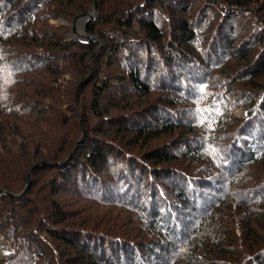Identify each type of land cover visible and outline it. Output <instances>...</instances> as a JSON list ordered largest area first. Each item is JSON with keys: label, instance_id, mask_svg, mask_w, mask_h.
Here are the masks:
<instances>
[{"label": "trees", "instance_id": "obj_1", "mask_svg": "<svg viewBox=\"0 0 264 264\" xmlns=\"http://www.w3.org/2000/svg\"><path fill=\"white\" fill-rule=\"evenodd\" d=\"M94 1L0 0V264H264V0Z\"/></svg>", "mask_w": 264, "mask_h": 264}, {"label": "water", "instance_id": "obj_2", "mask_svg": "<svg viewBox=\"0 0 264 264\" xmlns=\"http://www.w3.org/2000/svg\"><path fill=\"white\" fill-rule=\"evenodd\" d=\"M98 10H99L98 0H95L92 8L86 14H81V15L76 16L70 23H66L64 21H59L58 23L67 24L68 26H70L72 28V31H71L72 32V36L77 41L84 42V43L98 41V38L97 37H95V36H89L85 32V25H86V23L89 20H91V19L94 20L97 17ZM78 19H80V20L83 21V24H82V33L80 35L77 34V32H75V29H74V24H75L76 20H78ZM101 46H102V42H101V45L99 46V48L97 49V51L101 48ZM78 87L79 86H77V90H78ZM77 90H76V95H75V107H77V103H76ZM31 172H32V169L29 170V172H28L26 187H27V185L29 183ZM22 193L23 192H21L20 194H17L16 197L20 196Z\"/></svg>", "mask_w": 264, "mask_h": 264}, {"label": "rangeland", "instance_id": "obj_3", "mask_svg": "<svg viewBox=\"0 0 264 264\" xmlns=\"http://www.w3.org/2000/svg\"><path fill=\"white\" fill-rule=\"evenodd\" d=\"M92 8V7H91ZM90 8V9H91ZM89 9V10H90ZM59 21H61V19H58V20H55V21H52L51 23H53V24H56V25H67V24H61V23H58ZM82 24H83V22H81ZM79 24V23H78ZM68 26V25H67ZM70 27V26H69ZM77 27V26H76ZM71 28V27H70ZM71 31H72V28H71ZM76 32H77V34H79L78 33V30H77V28H76ZM71 34H72V32H71ZM80 35V34H79ZM73 37V36H72ZM68 79V77L67 76H64L62 79H59L58 80V82L59 83H63V80H67ZM236 114L237 115H239V116H244V112L241 110V109H238V110H236ZM20 194V193H19Z\"/></svg>", "mask_w": 264, "mask_h": 264}, {"label": "bare ground", "instance_id": "obj_4", "mask_svg": "<svg viewBox=\"0 0 264 264\" xmlns=\"http://www.w3.org/2000/svg\"><path fill=\"white\" fill-rule=\"evenodd\" d=\"M83 22L82 20L78 19L76 20L75 24H74V29H75V32H76V28L78 30V33L81 34L82 33V23ZM79 23V24H78ZM77 26V27H76Z\"/></svg>", "mask_w": 264, "mask_h": 264}]
</instances>
